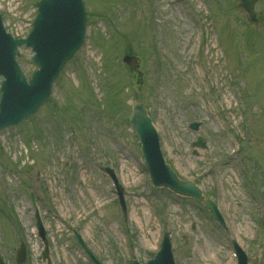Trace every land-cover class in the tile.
<instances>
[{
    "label": "rangeland",
    "instance_id": "rangeland-1",
    "mask_svg": "<svg viewBox=\"0 0 264 264\" xmlns=\"http://www.w3.org/2000/svg\"><path fill=\"white\" fill-rule=\"evenodd\" d=\"M38 1L0 0L6 30L25 37ZM82 2L85 42L50 99L0 131L3 263L14 264L22 239L24 264H47L36 212L49 264H92L74 234L100 264L146 263L164 233L174 264H236L232 243L247 264H264V0L253 24L237 0ZM31 56L20 50L27 77ZM133 97L165 162L215 203L224 228L202 204L151 187L127 126ZM197 138L204 150L192 147ZM104 167L124 192L125 217Z\"/></svg>",
    "mask_w": 264,
    "mask_h": 264
},
{
    "label": "water",
    "instance_id": "water-1",
    "mask_svg": "<svg viewBox=\"0 0 264 264\" xmlns=\"http://www.w3.org/2000/svg\"><path fill=\"white\" fill-rule=\"evenodd\" d=\"M240 1L241 7L248 13L250 19L255 21L253 8L257 0ZM38 13L33 32L26 41L12 40L10 36L4 34L0 19V76L5 79L0 89L2 95L0 130L31 116L47 101L52 82L63 65L83 43L85 16L80 0H42L38 5ZM22 45L33 50L35 53L33 62L39 68L28 84L15 63V57L18 55L17 47ZM123 62L132 65L136 63V60L125 57ZM129 124L142 143V153L151 184L157 188H166L176 195L202 202L214 219L223 225L216 207L202 197L199 189L191 183L180 181L164 164L158 151L155 132L142 106L134 108ZM189 128L197 130L198 124L193 123ZM193 146L205 148L202 139H198ZM36 219L39 236L44 240L43 229L38 218ZM78 241L81 243L79 239ZM44 244L45 251L42 256L46 259L47 248L45 242ZM24 259L25 252L22 247L16 250V263L22 264ZM0 264H2L1 261ZM147 264H173L167 235L164 236L160 252ZM238 264H246L240 252Z\"/></svg>",
    "mask_w": 264,
    "mask_h": 264
},
{
    "label": "bare ground",
    "instance_id": "bare-ground-1",
    "mask_svg": "<svg viewBox=\"0 0 264 264\" xmlns=\"http://www.w3.org/2000/svg\"><path fill=\"white\" fill-rule=\"evenodd\" d=\"M207 256H208V253H207Z\"/></svg>",
    "mask_w": 264,
    "mask_h": 264
}]
</instances>
